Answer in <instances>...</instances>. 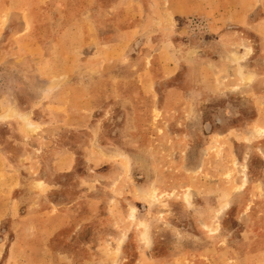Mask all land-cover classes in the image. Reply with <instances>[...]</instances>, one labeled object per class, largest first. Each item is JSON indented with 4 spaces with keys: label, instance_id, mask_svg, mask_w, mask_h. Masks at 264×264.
<instances>
[{
    "label": "rangeland",
    "instance_id": "1",
    "mask_svg": "<svg viewBox=\"0 0 264 264\" xmlns=\"http://www.w3.org/2000/svg\"><path fill=\"white\" fill-rule=\"evenodd\" d=\"M0 149V264H264V0H0Z\"/></svg>",
    "mask_w": 264,
    "mask_h": 264
},
{
    "label": "crops",
    "instance_id": "2",
    "mask_svg": "<svg viewBox=\"0 0 264 264\" xmlns=\"http://www.w3.org/2000/svg\"><path fill=\"white\" fill-rule=\"evenodd\" d=\"M23 155H19L14 164L21 161ZM11 155L5 150L0 149V224L6 218H11L18 213L19 202L13 198V194L16 190L19 189L20 180L15 176V174L3 172L5 171V165L11 163L14 160L11 159ZM25 216L18 225V236L15 238V245H31L33 244L32 240H29L28 237H34L35 243L37 244H47L48 238L51 235H54V231L63 227L69 219L68 213L64 212L63 209L57 208L55 213L51 214V209L41 208H25ZM26 222H25V220ZM45 228L44 232L37 233L34 236H23V230H38ZM42 233L49 234L46 236V239L41 238Z\"/></svg>",
    "mask_w": 264,
    "mask_h": 264
}]
</instances>
